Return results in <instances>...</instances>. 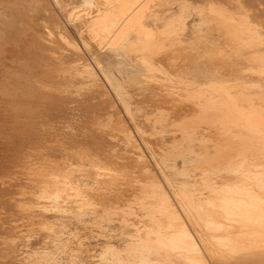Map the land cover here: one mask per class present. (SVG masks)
Returning <instances> with one entry per match:
<instances>
[{
  "label": "bare ground",
  "instance_id": "1",
  "mask_svg": "<svg viewBox=\"0 0 264 264\" xmlns=\"http://www.w3.org/2000/svg\"><path fill=\"white\" fill-rule=\"evenodd\" d=\"M248 77L257 80L241 81ZM113 129L117 141L102 139ZM119 145L130 153L126 168L152 183L145 209L168 226L143 221L122 248L108 245L100 264H213L228 249L263 260L264 177L251 167L264 157V0H0V196L36 195L75 212L63 220H84L94 196L86 175L100 183L111 174L115 185L125 168ZM93 161L105 166L102 177ZM75 167L89 173L73 177ZM165 167L183 179L163 178ZM23 201L15 205L31 211ZM1 225L0 258L12 264Z\"/></svg>",
  "mask_w": 264,
  "mask_h": 264
},
{
  "label": "rangeland",
  "instance_id": "2",
  "mask_svg": "<svg viewBox=\"0 0 264 264\" xmlns=\"http://www.w3.org/2000/svg\"><path fill=\"white\" fill-rule=\"evenodd\" d=\"M73 32H74V34H76V32H75V30L73 29ZM81 47H83V50L85 49L84 48V46H83V44L81 43ZM85 51V54H87V56H89V52L85 49L84 50ZM212 64H215V62L214 63H212ZM218 64V63H217ZM219 65V64H218ZM218 65H215V67L217 68L218 67ZM243 65V64H242ZM241 64H239V65H234L235 67L236 66H240L241 68L242 67H245V66H242ZM214 66V65H213ZM222 66V65H221ZM220 66V67H221ZM223 66H226V68H224V69H227V70H225L226 71V74L228 73V71L230 72V69L228 68L229 67V64H227V65H223ZM215 67H213V68H215ZM220 70H221V68H219ZM217 70H218V68H217ZM222 70H223V68H222ZM221 70V71H222ZM225 71L223 70L221 73L222 74H224L225 73ZM242 71H244V72H246V73H248L249 71H247L245 68H243V70ZM224 72V73H223ZM225 75V74H224ZM224 75H220L221 77L223 76L224 78H228V77H230L229 75H230V73H228L227 75L228 76H224ZM234 75H236V74H234ZM245 79H248L249 81H251L249 84H253V82L254 81H256L257 80V78H255L256 80H254V78H250V77H248V78H242L241 79V81L242 80H245ZM238 81H239V79H238ZM15 117L16 116H10L9 118L11 119V120H15ZM14 118V119H13ZM129 119V118H128ZM127 120V119H126ZM131 122L132 123V121L131 120H128V122ZM128 123L129 124V126H131V127H133L134 125H133V123L131 124V123ZM131 124V125H130ZM200 124V126H202L201 124L202 123H199ZM15 124H13V121H12V125H11V127L13 128L12 130H10V132H12L13 134H19V133H17V129H18V127L16 128V125L14 126ZM133 125V126H132ZM114 131H115V133H114ZM16 132V133H15ZM117 132V133H116ZM158 132H162V129L161 128H159L158 129ZM169 133H172V132H170V131H168ZM168 132H166L167 134H168ZM120 133V134H119ZM136 133V132H135ZM102 133H98L97 135H98V137L101 135ZM177 134V136H179V132L178 133H176ZM97 135H95V136H97ZM102 135H104V133L102 134ZM113 135V136H112ZM119 135H122L121 134V132H118L116 129L114 130L113 129V133H111V135L110 134H106L105 135V137H108V138H105L104 136L102 137V139H111V140H114V141H117V140H115V138L116 139H118L119 138ZM137 135V137L136 138H138L139 139V141H142L141 140V137L138 135V133L136 134ZM46 136H47V134H46ZM109 136H111V137H109ZM101 137V136H100ZM28 139H31V137H29V135H28V137H27ZM178 138V137H177ZM105 141H107V140H105ZM103 142V141H102ZM99 143V142H98ZM100 144V143H99ZM123 146V145H122ZM155 146V148H156V145H154ZM183 146V145H182ZM116 147V146H115ZM118 147V146H117ZM115 148L116 149V152H115V150H114V153L116 154L117 152L119 153V151L120 150H117V149H119L120 148V145H119V147L118 148ZM121 149V153H122V155L119 153V155L118 156H120V161H123V162H121V163H124V167L125 168H119V175L117 174V176H116V183H115V185L113 184V186L112 185H110V184H108L109 183V180L108 179H111V174H109V177L107 176L108 174H106V178H108V179H105L104 177V179L107 181H105V180H103V178L101 179V180H103V181H100V183L99 182H96L95 181V179H97V178H95V177H93V176H95L96 174H95V172L93 173H91V175L89 174H87V173H89V172H87V171H89V169L88 170H86V169H84V168H86V167H82L83 168V170H86V174L88 175V176H92L93 174V176L91 177V178H93V179H91V178H88V176L86 175V180L88 181V179L90 180V182H89V185L87 186V187H89L90 188V190L88 189V192L89 191H92V190H94V192H96V190H98L99 191V193H98V191L96 192V194L92 191V193L94 194V196H92L93 194H91V192L90 193H87V195H89V196H87V198H89V201H90V197L94 200H92L91 199V201L90 202H88L89 204L87 205V207L86 206H84L85 208H88V210L90 211H88L87 209L86 210H84L85 212H87V215H85V217H84V220H78V218L77 219H71V220H67V219H69V217H74L73 215H74V213L75 212H73L72 214L73 215H71V213L69 214V212H65V213H63L62 214V212L61 211H58L57 212V209H52V207L51 208H49V206H50V202H48V200H45L44 201V199H41V202L43 203L44 202V204H42V203H40L39 201H38V198L36 199V195L34 196V198L32 197V196H29V194L27 195V196H25L27 193H25V194H23V195H20L22 198H20L19 197V195H16L15 197H14V199H10V198H8V197H1L0 196V208H1V212L3 211H5V213H0V214H2V216H0V221L2 222H0L1 224H3V226H4V228H5V232L6 231H9L8 232V234H9V237H7V239L8 240H10V241H8V243L9 242H11V243H9L6 247L7 248H12V250L13 251H15L14 253H13V251L11 250V253H12V256H10L11 255V253H10V255H8V256H10V257H14V258H11L10 260H8L7 262H10V263H14V264H100V262H101V259H102V252L104 251V250H108L107 249V247H108V245H110V244H114V245H116V247H118V249H120V248H122L123 246H124V244H126L127 242H128V236H130V234H129V231H131V229L133 230V229H135V228H140L139 226L142 224V223H144L145 221H147L146 223H145V225H150L151 227H157V226H159L160 227V225H161V227H162V224H163V226H168V220H167V218L166 217H164L165 215L164 214H162L163 215V217L164 218H166V220H165V222L166 223H161L163 220H162V216H161V219H160V215H161V213H159L157 216L159 217V219L161 220V222L158 220V219H156V220H153L152 219V217L153 218H158V217H154L153 215H152V213H150L151 211H147L148 209H150V207H149V204H148V202L147 201H149L148 199H149V192H152V183H151V186H150V181L149 180H145L146 178H144V176L142 175L143 173H141V172H139V171H136V170H134L133 168H126V164H128V160H127V158H125V156H127L128 154L130 155V153H126L125 152V150H122V148H120ZM143 149H144V151L145 152H147V154H148V156L149 157H151L152 158V156H151V153H149V150H147V148L143 145ZM157 150H159L158 148H157ZM124 153H123V152ZM125 155V156H124ZM124 156V157H123ZM122 157V158H121ZM148 157V158H149ZM151 158H149L151 161H153V159H151ZM261 158H263L264 159V157H261ZM261 158L259 159V158H255L254 160H253V165H252V167H251V169L252 170H254L255 172H257V173H259V175L261 176V177H264V174H263V172L262 171H264L263 170V168L264 167H262V171H261V167H259V166H264L263 164H264V162H263V164H260V162H262V161H264L263 159L261 160ZM123 159V160H122ZM259 159V160H258ZM260 161V162H259ZM89 163H91V164H95V162L93 161V162H89ZM88 163V164H89ZM153 163H154V161H153ZM90 164V165H91ZM101 164V163H100ZM95 165H97V164H95ZM102 165V164H101ZM183 162H182V160L181 159H178V163H177V167L175 168V170L177 171H180V170H182L183 169ZM97 167V169H98V173L99 174H101V177L103 176L102 174V172H103V170L101 169V167H100V165H99V163H98V165L96 166ZM99 167V168H98ZM105 167V166H104ZM104 167H102V168H104ZM155 167V166H154ZM157 167V166H156ZM154 168V171H158V169L157 168ZM164 167V166H163ZM170 167V166H169ZM169 167H165V169H164V171H165V173L162 175L161 174V176H163V178H170L171 176H177V178H174V181H176L177 183H178V181L180 180V178L181 179H183V177H184V175H182V174H176V173H174V174H172V168H170L169 169ZM180 167V168H179ZM257 167H259V169H256ZM81 168V169H82ZM71 169H74V168H70V170L69 171H72ZM156 169V170H155ZM75 170H77L78 172H76ZM75 170H73L72 172H76V173H73L74 174V176L73 177H78V173H79V178L81 177V176H85L83 173H85V171H83V170H79L78 169V167H75ZM92 169L90 168V171H91ZM134 170V171H133ZM259 170V171H258ZM81 171V172H80ZM93 171V170H92ZM133 171V172H132ZM83 172V173H82ZM261 172V173H260ZM83 174V175H81V174ZM124 173H125V175H124ZM98 174V176H100ZM139 174V175H138ZM76 175V176H75ZM81 175V176H80ZM133 175V176H132ZM138 175V176H137ZM263 175V176H262ZM33 176V175H32ZM32 176H30L31 178H32ZM104 176H105V174H104ZM23 177V176H22ZM24 177H25V175H24ZM23 177V178H24ZM72 177V178H73ZM100 177V178H101ZM180 177V178H179ZM37 178H39V176H37ZM36 178V175H34V178H32L33 180H35V179H37ZM71 178V179H72ZM133 178H135V179H133ZM140 178L142 179V180H140ZM125 179V180H124ZM173 179V178H172ZM33 180H31L32 182H33ZM29 181V180H28ZM129 182V183H127V182ZM149 181V182H148ZM122 182V183H121ZM141 182V183H140ZM148 182V185L150 186H146L147 183ZM97 183V184H96ZM103 183V184H102ZM176 183V184H177ZM96 184V185H95ZM179 184H180V182H179ZM95 186V188H93L92 186ZM103 185V186H102ZM138 185V186H137ZM141 185H142V187H141ZM105 186H107V187H105ZM109 186V187H108ZM144 186V187H143ZM97 187V188H96ZM100 187V188H99ZM147 187V188H146ZM109 188H111V189H109ZM133 188V189H132ZM144 188H146L145 189V191L146 192H148V194H146L144 191H143V189ZM150 188V189H149ZM107 189V190H106ZM233 189H231V191H232ZM101 191H104V192H101ZM132 191V192H131ZM236 191V189L233 191V192H235ZM146 194V195H148V197L144 194V193ZM31 194H33V193H31ZM95 195L97 196V197H99V199L101 200H98L97 199V197L95 198ZM99 195V196H98ZM105 195V196H104ZM145 195V196H144ZM24 196V197H23ZM32 197L33 199H32V202H31V200H30V198L29 197ZM37 196H39V194L37 195ZM75 195H72L70 198H69V196H68V198L69 199H72V197H73V199L74 198H78L79 196H76V197H74ZM101 196H104V197H101ZM16 197H19V198H16ZM108 197V198H107ZM137 197V198H136ZM138 197H139V199H138ZM148 198L147 199V201L145 200L146 198ZM4 198V199H3ZM24 198L26 199H28L29 200V203H28V205L29 204H32V205H30V207H31V211H29L30 210V208L29 209H27V210H25L24 208H25V203L22 205V204H20L19 205V207L21 206V208H22V213L23 212H25V213H21V208H19L18 207V205H15L16 203L17 204H19L21 201H22V203L23 202H25V201H23L24 200ZM81 199H83L82 197H80ZM102 198V199H101ZM6 199V200H5ZM9 199V200H8ZM63 199V198H62ZM62 199H60V200H62ZM67 199V198H66ZM69 199H67V200H69ZM80 199V200H81ZM142 199L143 200H145L144 202L146 203V209H145V203L142 201ZM12 201L13 202V206H12V208H11V210H10V208H9V201ZM16 200V201H15ZM17 200H19V203L17 202ZM21 200V201H20ZM35 200H37V201H35ZM65 199H63V201H64ZM67 200H65L64 202H66ZM75 200H77V199H75ZM75 200H72V201H68V202H71L72 204L74 203V201ZM79 200V199H78ZM138 200V201H137ZM140 200V201H139ZM2 201V202H1ZM15 201V202H14ZM36 202V203H33V202ZM46 201H47V203H49V205L47 204H45L46 203ZM95 201H98V204H97V202L95 203ZM114 201H115V203H114ZM7 202V203H6ZM94 203V205H93V207H91V205H90V203ZM103 202H104V204H103ZM143 202V203H142ZM11 203V202H10ZM108 205H106V204ZM110 205H109V204ZM33 204H34V207H35V205H37L36 206V208H35V211L36 212H34V210H33ZM38 204H39V206H38ZM41 204V205H40ZM112 204V205H111ZM4 206V207H2V206ZM6 205V206H5ZM42 205H45V206H48V208H44V209H39V207L40 206H42ZM75 205V204H74ZM114 205H115V207H114ZM147 205H148V207H147ZM18 207V208H15V207ZM22 206H24V208L22 207ZM117 206V207H116ZM7 207V208H6ZM26 207H28V206H26ZM44 206H42V208H43ZM143 207V208H142ZM2 208L4 209V210H2ZM94 209L93 211H92V209ZM7 209H9L10 211H8ZM20 209V210H19ZM49 211H48V210ZM51 209V210H50ZM24 210V211H23ZM43 210V211H42ZM45 210H47V212L45 211ZM55 210H56V212H55ZM109 210V211H108ZM144 210H145V212H144ZM8 211V213H6ZM30 213H28V212ZM108 211V212H107ZM17 212H19V213H17ZM34 212V213H33ZM39 212V213H38ZM42 212V213H41ZM44 212V213H43ZM53 212H55V214L53 213ZM14 213V214H13ZM27 213L29 214V215H27ZM33 213V214H32ZM35 213H37V214H35ZM56 213H61L60 215H62L61 217H60V215H59V217H56V215H58V214H56ZM7 214V215H6ZM71 215V216H66V217H64V220H63V215ZM89 214H90V216H89ZM147 214H151V216H147ZM4 215V216H3ZM10 215H12V217L10 216ZM23 215V216H22ZM9 216H10V218H12L11 220H10V218H9ZM13 216H14V218H13ZM18 216V217H17ZM21 217V218H20ZM7 218H9V219H7ZM19 218V219H18ZM58 218V219H57ZM59 218H62V223L61 222H59L61 219H59ZM163 218V219H164ZM8 220L7 222L5 221V220ZM3 220V221H2ZM11 222H10V221ZM67 220V222H66V227H65V225L63 226V225H61V224H65V223H63V221H66ZM191 220H192V217H191ZM12 221H13V223H12ZM24 221V222H23ZM144 221V222H143ZM150 222V224H149V222ZM155 221V222H154ZM156 221H158L157 223H156ZM15 222V223H14ZM164 222V221H163ZM48 223V224H47ZM52 223H54V225L55 224H60V228H59V225H58V228L60 229L59 230V232H57L56 230H54V229H56L57 227V225H53L54 226V231H56V232H53V230H52V228L53 227H49V225H51L52 226ZM141 223V224H140ZM153 223V224H152ZM0 224V225H1ZM5 224V225H4ZM133 224V225H132ZM140 224V225H139ZM165 224V225H164ZM11 225H13V226H11ZM16 225V226H15ZM45 225H47V228H49V230H52V233H54V234H51V232L50 231H48V229L46 230V226ZM134 225H135V227H134ZM139 225V226H138ZM144 224H142L141 225V227L142 228H145L144 226H145ZM2 226V225H1ZM8 226V228H6ZM10 226V227H9ZM26 226V227H25ZM45 226V227H44ZM63 226V227H62ZM133 226V227H132ZM19 227V229H20V231H19V229H16V228H18ZM62 227V228H61ZM65 227V228H64ZM127 227V228H126ZM197 227V228H196ZM12 228H15V229H12ZM44 228V229H43ZM57 228V229H58ZM142 228H140V229H142ZM193 228L194 229H196V230H199V227L196 225V224H194L193 225ZM6 229H8V230H6ZM11 229V230H10ZM23 229V230H22ZM65 229V230H64ZM14 230V231H13ZM145 230V229H144ZM16 231V232H15ZM22 231V232H21ZM43 231V232H42ZM47 231V232H46ZM62 231V232H61ZM49 232H50V234L51 235H48L49 234ZM7 233V232H6ZM14 233V234H13ZM44 233V234H43ZM46 233H48L47 235H46ZM12 234H13V236H14V239L12 238L13 236H12ZM22 234L24 235V236H22ZM17 235V236H16ZM20 235H21V237H20ZM26 235V236H25ZM53 235V236H52ZM61 235V236H60ZM65 235V236H64ZM10 236H11V239H10ZM19 236V237H18ZM49 236H50V238H49ZM57 236V237H56ZM17 237V238H16ZM32 238V239H31ZM169 238V237H168ZM167 238V239H168ZM13 239V240H12ZM166 239V240H167ZM168 240H171V238H169ZM14 244H16V245H14ZM31 244V245H30ZM9 246V247H8ZM35 246V247H34ZM41 246V247H40ZM42 246H43V248H45L46 250H43V248H42ZM157 246V248H160V245H156ZM168 246H170V245H168ZM47 247V248H46ZM15 248V249H14ZM30 248H32V250L30 249ZM177 249V247H174V251L176 252V249ZM28 249H30V250H28ZM33 249H35V250H33ZM182 249H183V247H182ZM226 249H228V248H226ZM27 250V251H26ZM172 251V249L170 250V252ZM18 252H20V254L18 253ZM227 252L229 253H227L226 254V258H216V257H214V258H211L212 259V263L213 264H264V259L263 260H259V259H257V260H254V257L253 256H250L248 253H244V252H237V253H232L231 254V251L228 249L227 250ZM177 253H179V251H178V249H177ZM240 253V254H239ZM238 254V255H237ZM14 255V256H13ZM236 255V256H235ZM9 257V258H10ZM7 257H4V258H0L1 260H0V264H3L5 261L4 260H7L6 259ZM3 262V263H2ZM12 263V264H13Z\"/></svg>",
  "mask_w": 264,
  "mask_h": 264
}]
</instances>
